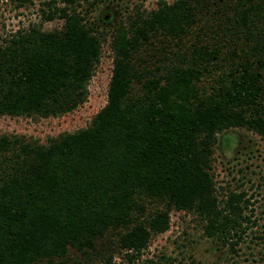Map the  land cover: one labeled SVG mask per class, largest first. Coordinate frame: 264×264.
I'll use <instances>...</instances> for the list:
<instances>
[{
  "label": "trees",
  "instance_id": "16d2710c",
  "mask_svg": "<svg viewBox=\"0 0 264 264\" xmlns=\"http://www.w3.org/2000/svg\"><path fill=\"white\" fill-rule=\"evenodd\" d=\"M78 2L44 1L41 22L58 26L0 40V115L85 100L107 33ZM108 37L106 100L85 127L46 144L0 134V264H178L143 257L171 209L233 253L248 230L243 194L218 197L211 154L232 128L264 148V0H159Z\"/></svg>",
  "mask_w": 264,
  "mask_h": 264
},
{
  "label": "rangeland",
  "instance_id": "374dc122",
  "mask_svg": "<svg viewBox=\"0 0 264 264\" xmlns=\"http://www.w3.org/2000/svg\"><path fill=\"white\" fill-rule=\"evenodd\" d=\"M44 1L47 0H30L18 6L13 0H0V40L18 28L41 22L40 9H45ZM158 1L79 0L76 8L86 15L93 27L107 33L87 83L85 100L75 109L58 116L0 115V134L18 135L46 144L60 133L85 127L106 100L111 69L108 34L118 22L125 23L133 13L154 9ZM163 1L169 3L172 0ZM41 23L48 30L58 26L60 20L55 18ZM224 133L231 141L222 143L221 133L216 134L210 172L218 197L232 191L242 193V198L247 201L242 213L248 221L243 222L242 227L248 230L236 246V252L206 238L201 222L194 214L171 209L168 228L150 238L143 257L165 254L178 264L192 261L197 264H264V148L259 137L244 128H232Z\"/></svg>",
  "mask_w": 264,
  "mask_h": 264
}]
</instances>
